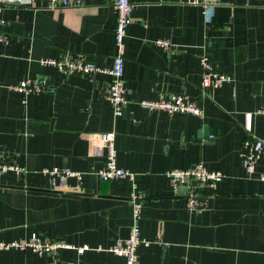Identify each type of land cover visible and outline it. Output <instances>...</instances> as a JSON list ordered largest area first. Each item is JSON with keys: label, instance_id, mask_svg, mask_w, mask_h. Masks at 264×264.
Masks as SVG:
<instances>
[{"label": "crops", "instance_id": "1", "mask_svg": "<svg viewBox=\"0 0 264 264\" xmlns=\"http://www.w3.org/2000/svg\"><path fill=\"white\" fill-rule=\"evenodd\" d=\"M124 39L127 103L120 115L105 98L116 53L113 0L48 10L11 5L0 11V158L25 168L0 176V241L32 233L72 245L55 254L0 249V264H125L108 250L133 222L131 180L101 179L98 134L114 131L117 165L133 173L143 197L138 264H264V148L249 176L240 149L264 143V0H132ZM156 39L169 40L162 47ZM62 53L93 61L91 76L63 75L45 62ZM230 76L200 86V56ZM43 79L47 89L22 94L10 85ZM182 93L202 114L148 109L142 99ZM201 163L222 176L213 186L191 180L180 191L205 201L190 210L173 195L167 172ZM67 166L81 181L52 189L44 168ZM89 248L78 251V247Z\"/></svg>", "mask_w": 264, "mask_h": 264}, {"label": "built area", "instance_id": "2", "mask_svg": "<svg viewBox=\"0 0 264 264\" xmlns=\"http://www.w3.org/2000/svg\"><path fill=\"white\" fill-rule=\"evenodd\" d=\"M41 8L54 10L64 9L68 7L81 6L85 0H39ZM189 3H197L203 5H217L222 0H185ZM36 0H0V11L11 5H22L27 7H37ZM132 0H113V7L116 12V25L114 29L116 53L112 59L111 66L105 68L111 77V80L105 91V98L111 104L114 115L121 114L122 109L127 103L126 88L124 86V39L127 29L132 21L133 11ZM5 20L0 19V24H4ZM5 36L0 33V40H4ZM156 43L162 47L171 45L169 40L156 39ZM45 62L53 65L63 75L80 74L91 77L99 67L93 62L83 57H75L71 53H62ZM202 66V77L200 81L201 87L217 88L225 82L231 80L230 76L223 72H215L212 69L209 57L207 55L200 56ZM11 90L18 91L22 94L30 92H40L47 89L43 79H24L17 84L10 85ZM140 104L148 109H159L169 114L174 113H190L200 116L202 114L200 107L196 102L188 98L182 93H171L167 97L160 95L158 99H142ZM257 113L264 115V106L256 109ZM101 146L104 148V163L98 170L101 179L114 180L117 178H129L131 180L132 191L130 193V201L133 207V222L130 227V233L123 239H118L108 250L125 260V264H138V247L141 244H148V241L141 237L138 219L140 209L143 203V197L137 190V182L132 172L120 167L116 162L115 149V133L114 131H103L98 134ZM264 143L261 139L250 137L243 141L240 149V158L243 168L247 175L252 176L256 172V165L261 158ZM13 171L17 175L25 173V168L13 161L0 158V176L6 171ZM43 172L48 175L49 186L52 189H67L68 178L74 177L81 181L82 175L79 171L72 170L67 166H54L44 168ZM170 181L172 194L182 196L186 205L190 210H200L205 207V201L196 196L192 191H180V188L188 184L191 180H198L202 185L213 186L222 176L220 171L208 170L201 163H197L192 167L185 169H172L167 172ZM264 180V174L259 176ZM70 248L72 245L62 241L53 239L49 236H43L38 233H32L28 238L15 239L11 241H0V249L17 248L21 250H30L37 254L50 253L55 254L59 248ZM87 245L78 247L77 250L82 252L88 249Z\"/></svg>", "mask_w": 264, "mask_h": 264}]
</instances>
